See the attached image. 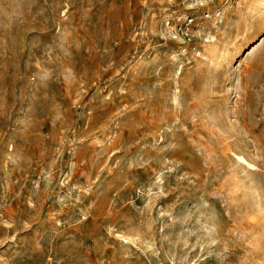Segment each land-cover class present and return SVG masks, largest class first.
I'll use <instances>...</instances> for the list:
<instances>
[{
	"label": "rangeland",
	"instance_id": "374dc122",
	"mask_svg": "<svg viewBox=\"0 0 264 264\" xmlns=\"http://www.w3.org/2000/svg\"><path fill=\"white\" fill-rule=\"evenodd\" d=\"M0 264H264V0H0Z\"/></svg>",
	"mask_w": 264,
	"mask_h": 264
},
{
	"label": "bare ground",
	"instance_id": "6f19581e",
	"mask_svg": "<svg viewBox=\"0 0 264 264\" xmlns=\"http://www.w3.org/2000/svg\"><path fill=\"white\" fill-rule=\"evenodd\" d=\"M206 6V5H205ZM207 7V6H206ZM223 8H225V6L223 7Z\"/></svg>",
	"mask_w": 264,
	"mask_h": 264
},
{
	"label": "built area",
	"instance_id": "2783aa9c",
	"mask_svg": "<svg viewBox=\"0 0 264 264\" xmlns=\"http://www.w3.org/2000/svg\"><path fill=\"white\" fill-rule=\"evenodd\" d=\"M226 1H229V0H226Z\"/></svg>",
	"mask_w": 264,
	"mask_h": 264
}]
</instances>
